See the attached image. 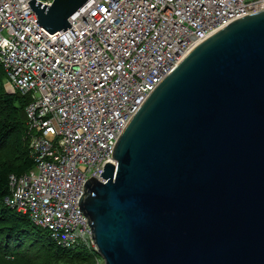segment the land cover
Wrapping results in <instances>:
<instances>
[{
	"label": "water",
	"instance_id": "water-1",
	"mask_svg": "<svg viewBox=\"0 0 264 264\" xmlns=\"http://www.w3.org/2000/svg\"><path fill=\"white\" fill-rule=\"evenodd\" d=\"M27 2L53 34L87 0ZM112 157L78 202L104 264H264V9L195 45Z\"/></svg>",
	"mask_w": 264,
	"mask_h": 264
},
{
	"label": "built area",
	"instance_id": "built-area-1",
	"mask_svg": "<svg viewBox=\"0 0 264 264\" xmlns=\"http://www.w3.org/2000/svg\"><path fill=\"white\" fill-rule=\"evenodd\" d=\"M262 9L264 0H87L69 28L50 34L27 0H0L5 90L32 92L25 115L34 160L8 176L5 204L62 248L96 249L78 208L86 181L115 163L132 115L195 45Z\"/></svg>",
	"mask_w": 264,
	"mask_h": 264
},
{
	"label": "trees",
	"instance_id": "trees-1",
	"mask_svg": "<svg viewBox=\"0 0 264 264\" xmlns=\"http://www.w3.org/2000/svg\"><path fill=\"white\" fill-rule=\"evenodd\" d=\"M6 73L0 63V264H85L84 250L62 248L26 214L4 202L9 195L8 176L20 175L34 166L30 153L25 95L7 93Z\"/></svg>",
	"mask_w": 264,
	"mask_h": 264
},
{
	"label": "rangeland",
	"instance_id": "rangeland-1",
	"mask_svg": "<svg viewBox=\"0 0 264 264\" xmlns=\"http://www.w3.org/2000/svg\"><path fill=\"white\" fill-rule=\"evenodd\" d=\"M5 85H7V82L4 83V88H5ZM18 93H20V92H18ZM10 94H13V93H10ZM31 94H32V92L29 91V92H26L25 94H22V95H25L27 100H30L31 99ZM43 231H44L45 235L48 233V232L46 233L45 229ZM76 248H78L80 250H84L86 252V254H88L89 257L91 258L89 261H86L85 264H104L102 257L99 255V253L97 252L96 249H88L87 247H85L83 245L76 246ZM81 264H83V263H81Z\"/></svg>",
	"mask_w": 264,
	"mask_h": 264
}]
</instances>
